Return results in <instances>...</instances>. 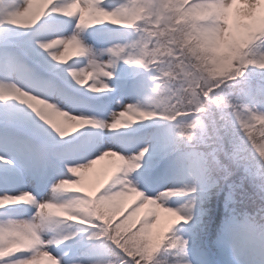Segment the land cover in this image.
Instances as JSON below:
<instances>
[{
    "label": "clouds",
    "instance_id": "9594fccd",
    "mask_svg": "<svg viewBox=\"0 0 264 264\" xmlns=\"http://www.w3.org/2000/svg\"><path fill=\"white\" fill-rule=\"evenodd\" d=\"M119 7L135 9L128 15L116 12L92 13L86 21L109 26L118 24L115 31L126 30L130 39L137 41L133 49L132 65L149 81L148 99L143 101L146 111H134L128 104H117L126 115L120 117L118 131L108 123L115 117L101 118L103 135L110 136L135 132L150 124L162 130L171 147L161 157L157 171L169 173L158 185L155 199L147 201L152 208H166L174 222L165 233L160 248L159 264H180L181 247L173 242L182 241L193 260L191 252L203 239L209 225L215 202L221 201V219L215 228L213 244L217 246L224 264H264V119H254L264 113V57L245 55L264 46V0H248L238 27L243 37L238 38L235 27L226 34L229 8L232 0H117ZM7 9V3L0 4ZM111 16V20H105ZM40 13L27 21V26L39 23ZM77 27H80L78 25ZM98 39L88 42L96 50L115 43ZM60 40H52L55 56L64 54L66 63L71 50L65 52ZM79 55L83 56V49ZM88 56L79 66L66 71L76 83L86 81L92 74ZM97 59H107L97 56ZM15 96L8 100L28 113L53 139L57 150L73 143L83 134L95 132L92 122L74 118L61 111L57 103H49L47 89L33 80H13ZM109 83L111 87H109ZM83 86V85H81ZM119 80H108L100 72L92 74L90 87L104 94L119 89ZM75 87V85H73ZM118 93V92H117ZM117 93L114 95L116 96ZM201 97L198 107L194 97ZM212 114L210 126L206 118ZM43 123H40V122ZM48 125L55 132L44 128ZM75 128V132L71 131ZM87 148V145H84ZM200 154L202 163L193 166V159ZM152 145L138 148L136 155L119 156L118 174L122 186L132 183L136 174L144 170L146 157H151ZM55 191L49 187L40 197L15 199L13 204L0 197V221L16 219L30 228H21L22 235L7 236L21 250L29 242L46 245L48 264H59L51 256L53 250L64 251L66 245L81 230V225L96 219L93 213L97 205L91 201L73 200L71 180H58ZM144 202L138 189L126 188ZM22 211V216L9 214ZM150 219L154 220L155 215ZM91 226V225H90ZM110 247V241H102ZM8 243L0 241V264H8ZM159 251V249H158ZM109 264H120L113 253L107 257ZM194 261V260H193ZM135 264H149L142 257Z\"/></svg>",
    "mask_w": 264,
    "mask_h": 264
},
{
    "label": "snow or ice",
    "instance_id": "6c2138e0",
    "mask_svg": "<svg viewBox=\"0 0 264 264\" xmlns=\"http://www.w3.org/2000/svg\"><path fill=\"white\" fill-rule=\"evenodd\" d=\"M3 3L5 0H0V4ZM6 3V10L0 8V197L13 204L15 199L38 198L50 186L55 191V181L71 180L73 191L69 195L73 200L95 203L97 207L93 215L96 219L81 225V230L74 234L66 250L51 251V256H54L53 252L58 253L54 257L59 264H109L107 257L113 253L119 256L120 264H135L141 257L149 264H159L163 251L160 245L174 219L166 208L154 209L147 201L157 196L158 190H151L152 186L169 175L157 169L161 157L171 147L170 141L162 130L150 124L138 128L132 135H103L101 118L105 112L116 119L115 123L108 121L111 128L127 131L118 129L120 117L126 113L123 108L111 107L112 97L118 92L116 104H128L131 110L146 111L142 102L148 99L150 83L140 71L134 70L133 53L128 50L133 49L137 41L130 39L126 30L115 31L118 28L116 23L86 26L92 13L128 15L135 9L119 7L117 0H6ZM247 3L248 0H232L226 34L235 27L237 37H243L238 23ZM37 13H40L39 23L27 26V21ZM104 19L111 20L112 17L105 16ZM101 38L124 42L101 49L99 53L88 47L89 40L95 43ZM54 39L63 42L65 52L71 50V58L66 63H58L65 57L63 53L55 56L51 46ZM81 49L83 56L79 55ZM245 55L264 57V46ZM88 56L93 57L89 61L92 74L100 72L107 81L111 70V76L119 80L118 90L113 89L112 94H104L99 89L93 91L90 87L92 74L88 80L78 84L71 77L65 78L66 71L77 68L78 62ZM97 56L107 59H97ZM20 79L33 80L47 89L49 95L40 98L49 103H57L58 97L63 98V103H57L59 110L68 112L78 121L94 123L96 131L82 136L78 134L80 138L57 150L53 139L36 122L38 117L33 120L28 113L8 103L16 92L12 81ZM259 95L264 96V93ZM201 99L194 97L198 107ZM125 100L131 102L125 103ZM253 118L264 119V113L258 112ZM212 119L209 113L206 118L209 126ZM44 128L55 136L48 125ZM141 144L143 147L152 145V155L146 157L144 170L131 178L132 183L122 186L117 171L118 159L108 157L106 153H118L121 157L136 155ZM259 150L264 152V146ZM106 160L110 164L101 167V162ZM202 161L203 157L197 154L192 161L193 166ZM86 174L93 178L90 185L84 183ZM126 188L142 192L144 202ZM9 215L22 216L23 212L18 210ZM153 215L154 220L150 219ZM21 228H30V225L16 219L0 221V241L9 244L5 253L10 256L8 264L48 262L45 255L48 247L39 241L29 242L24 250L7 241V236L22 235ZM104 239L110 241V247L105 246ZM177 244L181 247L180 264H196L188 258L183 242H173L172 246ZM101 254L106 258H98ZM199 264L205 262L201 260Z\"/></svg>",
    "mask_w": 264,
    "mask_h": 264
},
{
    "label": "rangeland",
    "instance_id": "374dc122",
    "mask_svg": "<svg viewBox=\"0 0 264 264\" xmlns=\"http://www.w3.org/2000/svg\"><path fill=\"white\" fill-rule=\"evenodd\" d=\"M89 42H92V41L89 40ZM118 97H119V93H117L116 96L112 97V102H111V107L113 109H117V110H118V106L116 104V99ZM128 102H131V101L125 100V103H128ZM104 117H107V113L106 112L104 113ZM71 131L74 132L75 129L72 128ZM126 135H132V133L131 132H129V133H122V134H118L117 136H126ZM140 147H143V145L141 144ZM109 164H110V162L106 160L104 162H101V167H106ZM92 180H93V178H92L91 174H86V178H85V181H84L85 185H90L92 183ZM151 190H158L157 185H153L152 188H151ZM44 194H46V193H44ZM53 255L56 256V255H58V253L53 252ZM191 256H192L193 260L196 262V264H199V262L201 260L204 261L205 264H208V262H206L207 260L209 262H211V263L213 261V259L209 255H207V254H205V253H203L201 251H194V250H192ZM98 258H101L102 259V258H106V257L103 254H101V256L98 257ZM214 258L216 259V262H218L220 264H224L223 257L221 256V254L219 252H217V255L215 254ZM41 264H48V262H47V260H44V261L41 262Z\"/></svg>",
    "mask_w": 264,
    "mask_h": 264
},
{
    "label": "trees",
    "instance_id": "16d2710c",
    "mask_svg": "<svg viewBox=\"0 0 264 264\" xmlns=\"http://www.w3.org/2000/svg\"><path fill=\"white\" fill-rule=\"evenodd\" d=\"M221 211H222V203L221 201L218 200L215 202L214 211L211 213L209 225L202 241L193 249L208 248L211 249L213 252H215V245L213 244V240L215 237V228L221 219Z\"/></svg>",
    "mask_w": 264,
    "mask_h": 264
}]
</instances>
